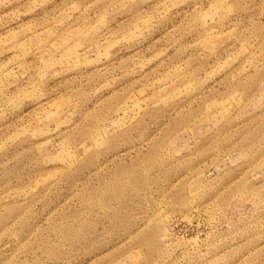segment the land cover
Listing matches in <instances>:
<instances>
[{"label":"rangeland","instance_id":"1","mask_svg":"<svg viewBox=\"0 0 264 264\" xmlns=\"http://www.w3.org/2000/svg\"><path fill=\"white\" fill-rule=\"evenodd\" d=\"M0 264H264V0H0Z\"/></svg>","mask_w":264,"mask_h":264}]
</instances>
